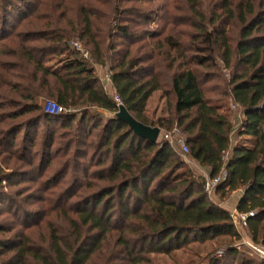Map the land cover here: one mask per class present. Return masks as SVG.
I'll return each mask as SVG.
<instances>
[{"label":"trees","instance_id":"16d2710c","mask_svg":"<svg viewBox=\"0 0 264 264\" xmlns=\"http://www.w3.org/2000/svg\"><path fill=\"white\" fill-rule=\"evenodd\" d=\"M13 13L20 30L0 34V264H160L152 254L222 237L233 242L207 264H264L233 246L241 234L214 198L241 191L236 209L255 213L245 228L264 246V0H0L1 25ZM156 19L179 24L165 33L149 27ZM158 91L174 100L153 118ZM114 95L161 129L156 142L116 117ZM174 128L210 177L228 171L215 196L162 134ZM55 159L65 181L47 182ZM19 172L39 176L4 190Z\"/></svg>","mask_w":264,"mask_h":264},{"label":"rangeland","instance_id":"374dc122","mask_svg":"<svg viewBox=\"0 0 264 264\" xmlns=\"http://www.w3.org/2000/svg\"><path fill=\"white\" fill-rule=\"evenodd\" d=\"M177 4L174 6V4H170L169 3V5H167L166 8H170L169 10H172L176 14H180V12L176 11L177 10V8H176ZM15 14L17 15L19 13H13L12 16L10 17L9 21L5 25H1V21H0V34H1V32L4 29H7V31L10 32V33H12L13 35L18 30H20V16L19 17H16ZM177 21L178 20H176L175 23H172V24H168L167 25V24H165V21H160L159 19H156L152 23L149 24V27L151 29L157 30L160 27H162L163 24H164L166 26L165 27V33H168L170 31L173 32L172 31V25H176L175 28H177V26L179 24ZM73 42H75V41H73ZM80 44L82 45L81 42H80ZM83 48H84V46H83ZM89 59H90V56H89ZM52 60L53 61H51V62L55 64L56 63L55 59H52ZM96 69H97V73L99 74L102 82L104 83V85L106 87V90H108L110 92V94H111V92H112L111 91V86L112 85L110 83L111 80H110V74H109V72L105 68H103V67H101L99 65L96 66ZM220 74L221 75L223 74L224 78H226V79H228L230 77L227 70L220 71ZM214 84H218L217 79L210 81L208 83V85H207V89L210 88ZM167 88H170V87H167ZM162 94L163 93H160L158 91V92L154 93L153 96H152V98L149 100L148 105H147V110H148V115L150 117L157 118L159 116H167V115L169 116L170 115L168 101L169 102L170 101H173L174 100V95L172 93H169L166 96L164 94L162 96ZM211 96H213V95H211ZM48 108H49L50 112L60 113L58 110L53 111L50 107H48ZM230 109L232 110V112L235 115V120L237 119V121H235L236 122L235 123L236 124L235 127L237 128V126L239 124V121H240V117H239L240 114H241L240 113V110L235 109L232 106H230ZM74 111L76 112L78 110H73V109L66 108V111L65 112L68 113V112H74ZM171 131H173V130H170V131L169 130H164V131H162V134L164 133V135H165V133H169ZM181 135H182V133H181ZM182 137L184 138L183 135H182ZM236 140H234V144H236L239 141L238 138ZM242 143H244V145L246 147H252L253 146V143H254V138H245V139H243ZM182 157L184 158V156H182ZM59 160L58 159L57 160L55 159L54 160V162H55L54 165L57 162H59ZM188 166H192V169H194V170L197 169V167L194 166L192 163L189 164ZM56 169L58 170V164L55 165V166H52L48 170V173H46L44 175V178L43 177L42 178L44 180H46L47 182H54V183L55 182H61V180H64V179H61V177L58 176V174H57L58 171ZM30 176H33L31 178H34V177H37L39 175L38 174H34V173H30L29 175H26V173H23L22 172L20 174V172H19V173H17L15 175V177L13 178V180L11 182V183H14L16 185H13L11 187H8V183H4V186H5V189L4 190H6L7 192H10V193H13V191L16 190V189L18 190V189H20V188H22L24 186L27 187L30 184V182H31L30 181ZM68 177L69 178L66 179L67 181H69V179L71 178V176L69 175ZM32 190H35V189H32ZM32 190L31 191H28V193H31ZM216 198L217 197H215V200H216ZM230 199H231V196L227 200L223 201L222 203H226ZM3 208H5V207H3ZM240 234H241V239L239 241H234L233 246H236L237 248L240 247L243 252H246V253H249V254H253L256 257H259V254L258 253H261V252L260 251H257V250H254L251 247H249L250 246L249 243H253V242H252V240L250 238V235H249V232L247 231V229L246 228H242L240 230ZM230 242H233V240L229 239V237H222L220 239H215V240L207 241L205 243H195V244L191 245L189 248H187L185 250H179V251L174 252L170 256L163 255V254H152L151 255V258L155 262H158L160 264H172L173 262H177V261H179V262H185V261H187L189 259H192V258L201 257L203 259V261H204L203 264H207L206 263L207 262V258L212 257L213 255H219V253H223V250H222L223 247H226L225 246L226 243H230ZM253 244L256 245L258 247V249L264 251V246H261L259 244H255V243H253ZM101 263H103L102 258H101V260H99V258H97L95 260V264H101Z\"/></svg>","mask_w":264,"mask_h":264},{"label":"built area","instance_id":"2783aa9c","mask_svg":"<svg viewBox=\"0 0 264 264\" xmlns=\"http://www.w3.org/2000/svg\"><path fill=\"white\" fill-rule=\"evenodd\" d=\"M73 46L84 56V57H89V53L87 50L83 48V46L80 44L79 41L73 42ZM111 83V81H110ZM114 98L116 101H118V104L121 105V101L118 95H114ZM47 106L50 107L53 111L58 110L59 112L62 111L61 106H59L56 102L54 101H49L47 103ZM47 107V108H48ZM235 109H239L238 106L233 105ZM49 110V108H48ZM50 111V110H49ZM241 113V112H240ZM165 138L169 141V143L179 152L180 155L184 156V159L186 160L187 163H191L192 159L189 156L190 150L185 142L184 138L181 135V131L179 128H174L173 131L169 133H165ZM229 174L228 171L225 168H222L220 173L216 175L215 177H210L207 176L205 178V189L209 196H214L216 189L218 186H220L223 182H225L228 178ZM254 212H246V213H241L238 212L237 210L231 211V215L233 217L234 224L237 228V230L240 232L242 228H245L248 226V220L250 217L254 216ZM249 247H251L254 250L260 251L261 253L259 254L260 258L264 259V251L258 249L256 245L253 243H249ZM222 253H219L221 255Z\"/></svg>","mask_w":264,"mask_h":264},{"label":"water","instance_id":"95a60500","mask_svg":"<svg viewBox=\"0 0 264 264\" xmlns=\"http://www.w3.org/2000/svg\"><path fill=\"white\" fill-rule=\"evenodd\" d=\"M116 117L127 122L135 134L144 137L151 142H156L161 134V129L158 126H150L138 121L123 105H120Z\"/></svg>","mask_w":264,"mask_h":264},{"label":"crops","instance_id":"0c3cea01","mask_svg":"<svg viewBox=\"0 0 264 264\" xmlns=\"http://www.w3.org/2000/svg\"><path fill=\"white\" fill-rule=\"evenodd\" d=\"M241 116V115H240ZM239 116V117H240ZM235 121H237V119L235 120ZM236 123V122H235ZM234 140L235 139H233V144H234ZM237 141V140H236ZM239 142V141H238ZM237 142V143H238ZM194 166H196L197 167V169H192L193 170V172L197 175V176H203L204 178H206L207 176H209V174H208V171L207 170H205V169H203V168H201L197 163H195L193 160H192V162H191ZM190 163V164H191ZM189 164V163H188ZM191 168H192V166H190ZM241 195H242V193H241V191H234L233 193H232V195H231V199L228 201V202H226V203H222V201H220L218 198H216V201L217 202H219V204H221L223 207H225V208H227V209H229V210H231V211H233V210H237L236 209V205H237V203H238V201L240 200V198H241ZM215 196V195H214ZM215 198V197H214ZM233 209V210H232Z\"/></svg>","mask_w":264,"mask_h":264}]
</instances>
